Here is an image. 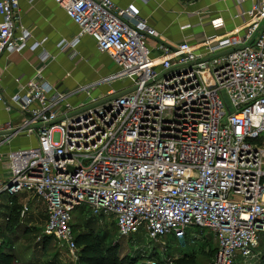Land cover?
<instances>
[{"label": "built area", "instance_id": "built-area-1", "mask_svg": "<svg viewBox=\"0 0 264 264\" xmlns=\"http://www.w3.org/2000/svg\"><path fill=\"white\" fill-rule=\"evenodd\" d=\"M19 1L0 0V58L29 49L45 61L43 42L29 43L30 32L17 24ZM54 1L79 27L61 48L90 35L117 66L106 81L129 84L92 98L95 84L70 92L40 72L29 79L11 100L38 141L9 154L0 197L25 190L41 198L43 234L73 256V211L82 203L110 214L120 236L145 227L154 240L168 233L183 239L189 225L206 226L218 240L209 264H232L237 251L254 256L264 234V147L257 142L264 133V0L231 31L218 17L202 39L154 47L148 40L156 29L132 6ZM80 91L88 99L72 104ZM28 211L26 204L20 216Z\"/></svg>", "mask_w": 264, "mask_h": 264}, {"label": "crops", "instance_id": "crops-1", "mask_svg": "<svg viewBox=\"0 0 264 264\" xmlns=\"http://www.w3.org/2000/svg\"><path fill=\"white\" fill-rule=\"evenodd\" d=\"M113 1L122 8L134 7L137 11V18L156 29L157 36L148 40L149 46L154 47L160 42L172 45L187 37L202 39L205 34L213 33L209 22L218 17L223 18L225 30L231 31L241 24L240 15L249 9L255 0ZM17 14V24L20 28H25L30 32L29 43L43 42L42 47L50 53V57L41 61L38 51L26 49L19 53L5 52L0 58V93L2 94V99H0V127H2L0 128V180H7L11 176L9 154L19 149L33 147L38 141L35 133L30 134L23 130L22 124L25 115L22 112V105L11 100L13 95L38 72L42 78L61 91H73L80 86L76 85L71 90L62 88L64 78L71 75L72 64H77L81 60V58L79 60L69 59L64 54L65 50L61 48L62 41L63 43L73 41L79 32V27L67 16L65 10L54 0H20ZM81 39L92 42L97 51L103 53L98 49L93 37L87 34L81 36L76 44L72 45L73 47L68 46L67 49H75L74 51L79 53L78 57H82L78 50ZM159 53V51L153 50V55L157 56ZM106 56L110 58L108 54ZM67 63H69L68 66ZM113 64L115 68L111 73L117 69L114 61ZM97 81L84 85L95 84L94 86H96ZM125 86L115 87L112 84L97 86L95 89L102 90L100 94L95 95L94 89L93 91L90 90V96L99 98L106 95L110 89L119 91ZM87 99V93L80 91L71 95L68 100L72 104H77ZM6 105L11 108L7 109ZM6 124H10V130H6ZM2 194L6 196L7 202L4 203L0 197V228L2 224L3 226L6 225L10 217L15 218L14 228L17 230L22 225H25L26 228H38V224L42 223L40 225V227L42 226V237L47 220L44 201L33 203L36 198L25 190L14 195ZM26 204L29 206V211L24 217H21L17 210ZM40 207L42 208L40 211L43 213L37 215L36 212L39 211ZM40 216L43 219L38 220ZM27 232H31V230ZM71 259L74 260L75 258L71 257Z\"/></svg>", "mask_w": 264, "mask_h": 264}, {"label": "rangeland", "instance_id": "rangeland-1", "mask_svg": "<svg viewBox=\"0 0 264 264\" xmlns=\"http://www.w3.org/2000/svg\"><path fill=\"white\" fill-rule=\"evenodd\" d=\"M68 46L73 47L65 45L63 48L65 56L69 59L79 60L81 58V60L77 64H72L71 75L64 78L62 88L71 90L76 85L81 86L97 80L98 83L90 88L91 91L97 86L106 84H112L115 87L127 85V81H114L113 83L106 81V77L115 68L113 61L106 54L97 51L92 42L81 39L78 50L82 57H78L79 53L75 52V49H67ZM101 91L97 88L94 94L99 95ZM257 142H261L264 147V133ZM1 198L4 203L7 202L4 194ZM41 200L37 198L33 203H39ZM40 210H42L41 207L36 212L37 215L43 213ZM40 218L42 217H38V220ZM40 225L42 223L38 224V228H26L22 225L18 230L13 227L5 231L2 224L0 244L6 247L11 246L16 259L22 264H79V248L74 253L75 257L73 253L70 254L66 246L58 241L52 240L46 249L42 248V226ZM72 227L75 236L79 231L90 230L93 227L94 231L104 236L105 245L118 243L119 257H126L129 260L127 264H180V261L184 264H209L218 247V240L208 227L193 224L186 228V236L183 239H179L173 233H168L159 240H154L148 236L145 227H141L135 234L120 236L110 214L95 215L86 203H82L73 211ZM28 230L31 232H27ZM263 253L264 234H261L256 254L245 257L237 251L232 257V264H264L262 262ZM70 256L75 259H71Z\"/></svg>", "mask_w": 264, "mask_h": 264}, {"label": "trees", "instance_id": "trees-1", "mask_svg": "<svg viewBox=\"0 0 264 264\" xmlns=\"http://www.w3.org/2000/svg\"><path fill=\"white\" fill-rule=\"evenodd\" d=\"M21 207L17 210L20 215ZM15 226V218L10 217L4 230H11ZM79 231L75 236L76 244L79 248V264H127L129 261L126 257H119L118 243L105 245L104 236L93 230ZM42 248H47L52 240H57L52 236L43 235ZM180 261V264H184ZM262 262H264V253ZM0 264H22L20 263L11 250V246L6 247L0 244Z\"/></svg>", "mask_w": 264, "mask_h": 264}]
</instances>
